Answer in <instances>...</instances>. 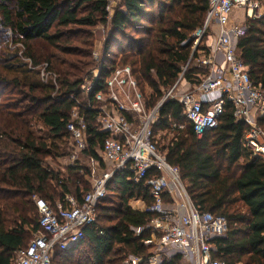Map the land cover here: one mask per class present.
<instances>
[{
  "label": "trees",
  "instance_id": "1",
  "mask_svg": "<svg viewBox=\"0 0 264 264\" xmlns=\"http://www.w3.org/2000/svg\"><path fill=\"white\" fill-rule=\"evenodd\" d=\"M107 5L108 0H0L2 24L25 46V56L34 65L48 63L58 74L55 91L16 53L0 49V264H12L16 250L41 231L35 197L53 206L66 193L79 201L90 189L79 184L88 169L71 162L61 171L47 162L74 148L66 128L70 112L92 100L99 88L82 90L97 65L90 29L110 24L100 75L105 77L116 65H130L141 91L149 88L152 106L176 82L184 64L182 53L191 51L192 33L203 24L209 1L119 0L109 21ZM238 47L250 78L264 87V13L249 21ZM202 71L189 65L184 78L192 82L193 74ZM79 108L87 123L81 153L104 167L101 148L106 135L96 110ZM232 111L225 104L217 126L197 137L181 115V103L170 100L161 107L154 129L184 124L168 130L171 138L160 150L179 168L192 202L226 218V235L214 241L215 257L225 264H264V160L245 145L247 126ZM130 199L150 203L147 185L116 172L84 238L65 250L56 248L51 264H128L131 255L142 258L138 264H149V229L140 235L135 229L148 226L153 215L132 208ZM158 264L183 263L175 255L162 256Z\"/></svg>",
  "mask_w": 264,
  "mask_h": 264
},
{
  "label": "built area",
  "instance_id": "2",
  "mask_svg": "<svg viewBox=\"0 0 264 264\" xmlns=\"http://www.w3.org/2000/svg\"><path fill=\"white\" fill-rule=\"evenodd\" d=\"M208 1L204 22L192 33L191 51L182 53L184 64L176 82L152 106L148 105L149 88L141 91L130 65H116L104 77L100 75L102 59L96 51L93 53L97 65L82 90L91 93L95 87L99 88L92 100L71 110L66 128L74 149L84 150L87 123L79 107L95 109L96 121L106 135L101 148L106 168L89 158L93 164L92 181L79 201L66 193L62 200L50 206L44 199L35 197L42 229L25 247L16 250L12 264H51L56 248L65 250L82 240L84 229L96 221L97 204L106 196L108 182L116 172L130 175L134 182L143 181L149 189L151 202L138 199L142 205L137 209L151 213L153 218L148 226L135 229L136 235L150 229L148 243L157 251L149 258V264H158L162 256L175 255L181 257L183 264H225L215 257L214 241L226 235V218L201 210L192 202L179 168L171 165L160 150L159 132L163 130L154 129L160 121L161 107L167 101L177 100L182 105L181 115L192 124L197 137H201L217 126L228 103L233 117L247 126L245 145L264 160V87L250 78L249 67L238 47L247 32V20L258 19L264 13L262 2ZM235 9L242 12L245 20L242 24L232 20ZM107 11L110 14L109 1ZM19 58L29 69L37 70L42 83L53 85L55 91L58 89V74L48 63L34 65L22 52ZM191 63L203 69L193 74L192 82L184 78ZM180 83L183 89L178 92ZM182 128L184 124L172 122L164 130ZM141 260L131 255L127 263L138 264Z\"/></svg>",
  "mask_w": 264,
  "mask_h": 264
},
{
  "label": "rangeland",
  "instance_id": "3",
  "mask_svg": "<svg viewBox=\"0 0 264 264\" xmlns=\"http://www.w3.org/2000/svg\"><path fill=\"white\" fill-rule=\"evenodd\" d=\"M108 1L110 4V12H109L110 13L109 16H110L112 14L113 9L119 4V0H108ZM261 2L263 5V11H264V2L263 1H261ZM232 20L234 23H237V24L238 23L242 24L243 21H245V20H243L241 10L235 9V15H234V17H232ZM108 21H109V18H108ZM246 23L247 24L249 23L248 20ZM71 28L72 29H70V31H76V29H77V27L76 28L71 27ZM90 31L94 36L93 49H92V59H94L93 53L95 51H96V54L99 55V59H102L104 57V53H105V42H106L103 39H106L109 35L110 24L108 22L107 23H100L96 27L91 28ZM80 36L81 35H77L76 37H80ZM0 49H7L10 52H14L17 54L18 57H19L20 52H22L25 55V51H26L25 46L17 40L16 36L13 34L11 29L2 24L1 17H0ZM94 62L97 64L96 61H94ZM190 65H194V64L191 63ZM91 75H92V73H90V76H88V78L85 80V82L90 80ZM180 84L177 88L178 92H181L183 89V86H182L183 84L182 83H180ZM41 131L44 132L45 130L43 129ZM170 138H171V134L168 133V131H165V130L160 131L159 132L160 147H162L163 144H166ZM47 162L50 164L51 167L56 168V169H60L61 171L62 170L64 171V168L68 164H70L71 162L77 163L79 166L88 169L90 172L89 175L86 173H84V175H81V179H80L81 182L79 184H81L82 188L86 187V189L89 187V185H91V181H92L91 170H92L93 164L91 163L89 157L84 156L81 153V151L75 150L74 148L71 150L68 149V153L66 155L57 158V160H55V161H52L51 158H48ZM100 167L106 168L105 166L103 167L101 165H100ZM83 172H85V171H83ZM74 185H75L74 183L70 184V189H71L72 193H75V186ZM137 200L138 199H130L128 203L134 209H137V208L141 209L142 203L137 202ZM149 232H150V229H149ZM150 251H153V253H154L157 251V248L152 246Z\"/></svg>",
  "mask_w": 264,
  "mask_h": 264
}]
</instances>
